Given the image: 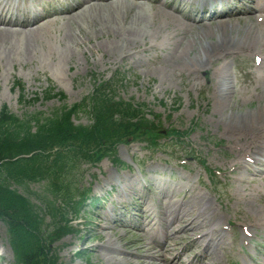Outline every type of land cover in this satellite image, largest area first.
<instances>
[{"label":"rangeland","instance_id":"rangeland-1","mask_svg":"<svg viewBox=\"0 0 264 264\" xmlns=\"http://www.w3.org/2000/svg\"><path fill=\"white\" fill-rule=\"evenodd\" d=\"M12 1L37 13L50 9L49 0H39V4L32 0ZM165 1L180 11L176 18L163 12L154 14L147 5L145 39L137 46L128 47L124 59L111 51L113 36L96 33L86 21L69 24L60 19L53 22L45 31L43 43H37L31 50V56L24 53L21 40L16 41L11 60L3 56L0 48V111L6 107L20 119L38 113L50 115L64 105L80 103L92 95L97 77V81H116L114 90L119 98L145 104L149 111L160 115L162 123L158 130L164 138L167 130L186 131L193 123L198 125L180 147H173L166 138L162 142L167 144H162L156 152L148 151L146 144L140 142L120 145L118 158L125 168L114 165L109 159L98 165H81L75 172L74 182L79 192L92 189L90 200L83 203L79 215L70 212L67 216L76 232L53 246L59 264L150 262L151 256L164 245L166 234L172 236L179 230L180 224H173L167 230V221L175 218L169 212L181 210L184 215L194 210V199L189 201L187 195L196 197V207L200 197H205L213 208L212 215L222 218L226 244L221 250H215L213 264H264V150L253 155L258 163L243 160L245 167L240 166L237 148L242 143L246 148L249 145L226 133L232 118L257 110L264 113V48L256 52L260 63L246 55L207 62L202 49L209 42L204 27L208 22L188 20L201 12L200 4L194 0ZM56 2L57 10L66 3L67 6L76 4L66 0ZM235 6L239 7L236 0L219 2L213 12L226 18L225 13ZM3 19L8 21L9 18ZM17 21L23 22L24 18L19 17ZM249 26L248 22L230 23L224 27L225 35L235 42L249 41L255 35ZM66 36L73 42L69 47ZM259 40L260 44L264 42V39ZM213 41H217L216 37ZM187 50L189 57L180 61ZM190 58L202 64L201 71L183 62ZM219 75L226 81L222 89L216 90ZM17 81L25 86V102L20 101ZM51 87L64 93L65 101L58 97L44 99V93ZM74 122L89 126L91 118L79 113ZM252 146L260 147L261 140ZM201 158L210 171L199 162ZM45 188V184H31L21 192H32L33 203L42 206L40 198L46 195ZM136 190L142 191L143 200L133 194ZM139 205H144L147 215L162 217L150 227H142L146 231L152 229L157 245L150 246L152 241L149 240L135 243L136 234H142L138 231L143 223ZM105 214L110 220L99 218ZM171 214L173 216L169 217ZM236 223L250 227L249 239L243 240L242 233L234 227ZM45 224L52 226L49 219ZM0 239V246L3 244L0 264H17L2 221ZM187 242L182 243L180 249ZM205 243L203 240L197 249H186L180 264H188L195 257L199 259ZM148 244L150 250L146 251ZM103 246L113 250L104 251ZM4 248L6 255L2 253ZM97 248L99 252L94 253Z\"/></svg>","mask_w":264,"mask_h":264},{"label":"trees","instance_id":"trees-1","mask_svg":"<svg viewBox=\"0 0 264 264\" xmlns=\"http://www.w3.org/2000/svg\"><path fill=\"white\" fill-rule=\"evenodd\" d=\"M94 82L90 97L49 116L39 113L20 119L7 108L0 112V221L7 227L17 264H58L52 247L75 232L67 216L80 214L89 193H80L74 182L80 165L97 164L104 158L120 165L117 147L129 140L146 143L150 149L160 147V115L145 104L117 97L116 81ZM16 84L24 102L25 87ZM55 90L46 91L44 99L65 101L66 96ZM79 113L90 116L89 126L74 123ZM167 132L175 146L189 135L176 129ZM31 184H45L42 206L33 203L32 192H21ZM46 219L52 222L50 228Z\"/></svg>","mask_w":264,"mask_h":264},{"label":"bare ground","instance_id":"bare-ground-1","mask_svg":"<svg viewBox=\"0 0 264 264\" xmlns=\"http://www.w3.org/2000/svg\"><path fill=\"white\" fill-rule=\"evenodd\" d=\"M23 1V0H20ZM30 1V0H25ZM68 3L75 1L73 6H67L57 10L55 5L56 0H49L50 9L44 13H37L32 9L17 6L16 1L0 0V48H2L3 56L11 60L14 55V47L17 40H21L24 45V53L31 56V51L37 43H43V36L45 31L53 24V22L63 19L67 20L69 24H77V22L86 21V25L92 28L96 33H105L113 36L111 43V51L113 55L118 58L124 59L126 57V49L129 47L137 46L145 39L144 28L147 24V17L144 9L147 5L154 10V14L165 13L174 18L180 11L171 8L172 3L165 0H66ZM200 4L201 12L191 21H205L206 35L208 36L206 46L202 49L203 59L211 62L219 58L237 57V56H250L260 63L261 58L256 55L258 50L264 48V42L260 44V40L264 39V0H236L239 7H233L226 13V18L214 13L215 5L219 2L226 3L230 0H194ZM32 2L40 3L39 0H32ZM20 5V4H19ZM170 11V12H169ZM9 18L5 21L3 18ZM23 17V22H18L17 19ZM54 18V19H52ZM176 22L180 20L176 19ZM237 22H248L250 28L254 31L253 39L243 42H235L233 38H228L225 35V29L228 24ZM186 25V24H184ZM257 30L259 36H257ZM214 33V34H213ZM257 36V37H256ZM216 37L217 41H213ZM245 37L250 38L251 35ZM68 47L72 45L70 36H66ZM70 56L73 52L69 49ZM189 50L184 54H179V59L182 61L189 57ZM185 62L191 69L202 70V64L198 60L192 58L187 59ZM204 69V68H203ZM226 78L222 75L216 77L215 88L216 90L222 89L223 83ZM220 111V110H219ZM226 133L233 135V138L238 137V141L243 139V142L249 145L239 144L237 151L240 159L239 165L244 166L243 160H248V163L256 164L259 160L253 157L261 150H264V113L260 110L256 112H247L239 118H232L226 126ZM261 140L260 147L252 146L255 141ZM110 179L107 183H110ZM133 194L142 198V191H133ZM187 199L191 201L194 199L193 209L183 215V212L175 211L169 212L174 214L175 218L169 219V227L173 224H180L179 230L172 236L170 233L166 234L164 245L156 251L155 256H151L150 262L138 261L137 264H180L187 252L186 249H197L201 241L206 243L202 249V255L193 258L188 264H213L215 260V250H221V246L225 245L223 237L224 227H222L221 217H214L212 215V206L205 197H200V203L196 207L197 199L192 195H187ZM206 208V209H205ZM144 205H139L138 212L142 215L143 223L140 224L139 230L142 234H136L135 243L152 241L151 245H157V239L152 229L146 231L142 227H150L154 222L161 221L162 217H152L147 215L144 211ZM168 213V214H169ZM170 215L169 217L173 216ZM101 219L110 220L109 216L99 217ZM100 219V220H101ZM252 224V223H251ZM255 225V224H253ZM215 226H218L215 228ZM257 228L260 226L255 225ZM241 233L243 240L249 239L250 227L244 223H236L234 225ZM140 235L143 236L140 238ZM194 236V237H193ZM192 237V238H191ZM178 240V242H177ZM187 242L185 246L180 249L182 243ZM0 242L1 239H0ZM1 246L3 244L1 243ZM0 246V248H2ZM156 247V246H155ZM104 251L113 250L109 246H103ZM103 248H99L100 251ZM149 251V244L145 246ZM1 250V249H0ZM98 253L97 250H93ZM115 253L114 251H112ZM3 255L7 251L2 249ZM2 255V256H3ZM171 256V257H170ZM210 262V263H209Z\"/></svg>","mask_w":264,"mask_h":264}]
</instances>
